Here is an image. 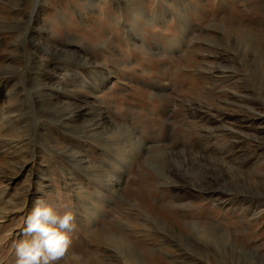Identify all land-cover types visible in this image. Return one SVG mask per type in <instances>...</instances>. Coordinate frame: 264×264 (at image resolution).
Here are the masks:
<instances>
[{
	"label": "rangeland",
	"instance_id": "obj_1",
	"mask_svg": "<svg viewBox=\"0 0 264 264\" xmlns=\"http://www.w3.org/2000/svg\"><path fill=\"white\" fill-rule=\"evenodd\" d=\"M2 113L0 264H264V0H0Z\"/></svg>",
	"mask_w": 264,
	"mask_h": 264
},
{
	"label": "clouds",
	"instance_id": "obj_2",
	"mask_svg": "<svg viewBox=\"0 0 264 264\" xmlns=\"http://www.w3.org/2000/svg\"><path fill=\"white\" fill-rule=\"evenodd\" d=\"M74 214L39 198L28 215L24 235L15 246L16 264H54L65 254L71 240Z\"/></svg>",
	"mask_w": 264,
	"mask_h": 264
},
{
	"label": "bare ground",
	"instance_id": "obj_3",
	"mask_svg": "<svg viewBox=\"0 0 264 264\" xmlns=\"http://www.w3.org/2000/svg\"><path fill=\"white\" fill-rule=\"evenodd\" d=\"M51 48V47H50ZM69 72H65V74H64V76L65 77H68L69 76ZM73 75V74H72ZM1 115V121L2 122H4L5 123V118H6V116H5V114L4 113H2V114H0ZM18 140V139H17ZM7 143H8V145L7 146H9L10 147V149H12V148H16V149H18L19 148V144H21V143H23V142H17L14 146H12V144H14L15 142L14 141H12V140H10V141H7ZM200 183V182H199ZM160 224V223H159ZM164 228H166V227H164ZM211 229H213V228H209L208 230H211ZM200 230V229H199ZM212 231V230H211ZM166 232H167V230H166ZM207 238V237H206ZM143 264H145L144 262H143Z\"/></svg>",
	"mask_w": 264,
	"mask_h": 264
}]
</instances>
